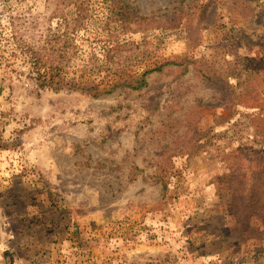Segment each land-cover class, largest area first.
<instances>
[{"label": "rangeland", "instance_id": "1", "mask_svg": "<svg viewBox=\"0 0 264 264\" xmlns=\"http://www.w3.org/2000/svg\"><path fill=\"white\" fill-rule=\"evenodd\" d=\"M83 1L0 0V264H264V0Z\"/></svg>", "mask_w": 264, "mask_h": 264}, {"label": "trees", "instance_id": "2", "mask_svg": "<svg viewBox=\"0 0 264 264\" xmlns=\"http://www.w3.org/2000/svg\"><path fill=\"white\" fill-rule=\"evenodd\" d=\"M108 2H111V16H110V21L119 24L121 27V30L123 31H130L131 26H139L143 22H147L148 19L140 16L138 14L137 9L129 4L125 0H106ZM62 4H66L65 6H73L76 10V14L74 19L68 20L66 19L64 22H67V27H65V31L63 32L62 40L63 42L62 46L60 47L61 50L59 51V54L61 57H65L68 55L69 47L71 45L69 44V35L73 33L78 27H80L85 19L86 15V4L84 3L83 0H60ZM65 2V3H64ZM28 50V49H27ZM43 53L39 52H33L29 51V58L27 61L29 62L30 65H32L35 69V72L37 74V79L39 82V87L44 88V87H50L52 84H54L53 89L58 88L61 84V81H63L59 74L55 75L54 74V69L55 67L52 65L51 61L48 59V57L45 55L46 51L42 49ZM169 65L167 64H162L158 67H155L152 70H148L143 72L141 75H136L131 77L128 81L125 79H118L113 83L112 89L109 90H104L101 91L98 89V87L92 85L90 87V91L93 92V97H98L100 95L112 92L114 88L116 87H124L127 88L131 91H136L140 90L142 88H145L147 86V83L145 81V77L147 74L150 73H160L162 72V69ZM41 69H43V72L41 73ZM57 77V79H55ZM88 84L82 81H78V83H74L73 85L71 84L72 89L78 90L80 92H87L88 90ZM52 88V87H51Z\"/></svg>", "mask_w": 264, "mask_h": 264}]
</instances>
